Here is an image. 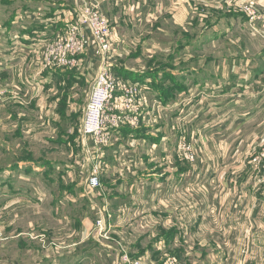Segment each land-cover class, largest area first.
Instances as JSON below:
<instances>
[{
  "label": "crops",
  "instance_id": "0c3cea01",
  "mask_svg": "<svg viewBox=\"0 0 264 264\" xmlns=\"http://www.w3.org/2000/svg\"><path fill=\"white\" fill-rule=\"evenodd\" d=\"M94 1L113 26L114 73L121 82L137 86L141 113L135 122L133 114L124 115L122 124L110 132V146L100 160L101 188L88 190L92 198L82 193L90 209L79 219L84 232L79 245L85 252L74 258L70 249L77 245L67 246L64 249L70 252L50 264H114L115 242L123 245L124 240L132 244L131 250L123 245L131 256L162 264L158 244L168 247L179 242L184 247L186 239L199 250L194 252V264H244L250 254L242 250L219 251L214 244L210 251L211 234L205 228H220L225 239L236 228L235 242L244 243V229L252 228L254 238V228L262 225L258 215L264 208V184L247 163L264 143V38L246 26L238 6L227 7L219 0ZM77 2L0 0V85L9 84L19 98L8 106L17 111L20 123L21 113H26L20 127L31 138H44V126L50 125V133L57 129L56 138L65 144L62 135L74 140L69 132L77 131L75 143L79 139V128L72 130L69 125L63 131L60 118L55 125L32 121L52 114L53 108L58 115L59 96L66 99L70 120L71 103L81 102L74 98L83 88L89 98V77L102 68V56L92 43L74 71L45 72L37 64L34 41L62 31ZM256 3L264 13V0ZM169 21L168 44L154 41L153 35L164 34ZM181 137L195 140L201 159L197 165L182 159ZM87 144L93 146L91 141ZM82 157L89 159L88 167L81 170L87 186L94 158ZM28 167L29 171L17 173L0 169L4 184L0 231L11 229L12 234H6L12 240L21 235V226H67L77 221L62 212L67 205L80 207L76 198L69 197V186L62 199L55 200L50 188L52 167L46 165L41 171L40 166ZM17 176L24 180L23 187L11 194L5 182ZM24 211L32 219L25 221ZM8 215L13 219L8 221ZM98 217L107 220L112 241L91 232ZM136 228L142 234L133 241ZM198 237L204 239L203 248ZM149 251L153 253L146 254ZM177 255L167 257L166 264L186 259L185 251Z\"/></svg>",
  "mask_w": 264,
  "mask_h": 264
},
{
  "label": "rangeland",
  "instance_id": "374dc122",
  "mask_svg": "<svg viewBox=\"0 0 264 264\" xmlns=\"http://www.w3.org/2000/svg\"><path fill=\"white\" fill-rule=\"evenodd\" d=\"M225 4H226L225 6L235 5L234 3H231V2L225 3ZM222 9L225 10V8H222ZM242 16L245 19L246 26L249 28L248 18L245 16L244 13ZM234 24H238L237 21H235ZM164 25L168 28L165 31V33L158 35L156 32L153 35V37H154V41L156 42L159 41L160 43L167 45L169 40L172 38V34L170 36V39L168 35H166V32H172L171 21H169L167 24L165 22ZM258 28H260V32L257 36H259L260 38H264V19L260 23ZM60 32L62 31L61 30L55 31V34H58ZM52 38L53 36L44 37V38L42 37V38L36 39L33 44H36V47L39 48L41 47L42 43L46 45L45 41L51 40ZM78 67L79 66L73 69L60 70V71H74ZM93 77L94 75L93 76L91 75L89 77L90 84L87 90L91 89ZM115 77L120 81V79L116 75ZM0 87L9 88L10 85L9 84L0 85ZM9 89L11 90V88ZM84 90L85 88H83L82 92L79 93V97L77 96L74 99L80 100L83 103V107L85 108V106H87V103H88L87 102L88 94ZM140 94L141 92L137 88L136 103L138 106H139V99L141 97ZM59 99H61L62 104L59 106L58 115L54 114L55 112L53 108L52 114L46 113L47 115L46 117L37 116L32 121L34 122V121H37L38 119V121L40 122L46 121V122H49L51 125L52 124L55 125V123H59L58 120L60 118L61 120L60 123L62 125L61 128L63 131L64 130L68 131L69 125L70 127H72V130L74 128L75 129L79 128L78 129L79 139L76 141V143L74 142V140L77 136V131L69 132V135L72 138H74V140L72 139L69 140L66 135H62L61 138L67 140L65 144V142L56 138L55 135H57V129H55V131H52L50 133V129H49L50 125L48 127L44 126V130H43V134H45L44 138L42 139L41 138L35 139L33 137L31 138L30 137L31 134H28L27 131L25 130L23 131V128L20 127L22 126V122H23L22 119L24 118L23 116L26 115V113L25 112L21 113L20 115L21 123H20L18 122V120H16L17 114L15 113L17 111H14L13 113L12 107L8 106L9 104L15 101H10L4 104L0 103V169L4 171H14V173H17L18 171L20 172L29 171L31 169L28 167L29 165L36 166V169L37 167L40 166L39 171L42 170L41 167L44 168L46 165L52 167L53 178H50L52 180V183H50L51 184L50 188H52V192H54L55 194L54 195V197L56 198L55 200L56 201L61 200L62 199L61 195L67 190L69 186V190H70L69 197L73 196V198H76L80 207H78V205H75V204L67 205L66 209H64L62 212L68 213L69 217L75 218L77 219V221L76 223L69 222L67 226L55 225L54 221H51L54 223L52 227H39V228L32 227L30 228L28 226H21L22 232H19L21 233V235L15 240L9 239L7 237V234L8 235L12 234L11 231L8 232V230H11V229L6 230L7 234L5 230L3 232L0 231V264H50V260L54 261V259L60 258L62 255L66 256L70 251H71V256H73L74 258H76V256L81 254L82 252H85L84 247L82 245H79V242L82 240L84 236V232L82 231V227L80 226L81 220L79 219H83L86 214L87 215L90 214V209L87 207L84 200L87 196L92 198L93 194L92 192H89L91 191V189L89 188L88 184L86 186V184L84 183V180H82V177L85 176V172L82 173L81 170H83V168L88 167L89 165V159L87 160L85 157H82V156L83 154H85V156H88L91 158L92 155L84 151L85 142L80 132V128H81L80 122L82 123L83 115H84L83 114L84 108L82 107L81 102L71 103L72 112H71V119L69 120L68 104L65 103L66 99L65 97L63 98V96H59ZM140 113L141 112L139 109L138 115H140ZM46 138H49V139L51 138L52 140L47 139L46 141ZM184 143L192 144L198 154L195 140L184 139V137H181L179 146H182ZM262 145H263V142L260 144L259 147H257L256 153L261 149ZM122 151H124V149H122ZM256 153H254L253 155H255ZM183 160L185 163L192 165V166L193 165L195 166L199 162H201L200 157L195 163H189L185 159ZM119 165L122 166L124 164L120 163ZM250 168H252L253 170V171L251 170L252 172L256 173V179H257V176L259 177V173L252 166ZM63 173L65 174H64V178L62 179L61 176ZM47 180L48 179L44 178L42 181L47 182ZM23 181L24 180L20 179L18 176L14 179L11 178V179L6 180L5 183L10 185V188L8 186L6 190L12 194L13 189L23 187V183H22ZM260 184L263 185L264 182H261ZM3 185L4 184H0V188ZM83 191L86 196V197L84 196L85 198L82 197ZM76 192L78 193L77 195H76ZM23 201L24 200H20L18 203H23ZM56 206L57 205H55V207ZM58 208H59V211H58L59 213L62 209L60 206H58ZM54 212H56V210ZM24 214L26 215L25 221H27V219L29 218L32 219V216H29V214L26 211H24ZM96 214L99 215V212L96 211ZM210 215H211V212H208L207 216L210 217ZM12 216L8 215L7 220L9 221L13 219ZM99 218L101 217H98L97 219ZM258 218L260 219V223L262 225H260V227L254 228V238H252V228H245L244 229V236H245L244 243L235 242V239L237 237L236 228L233 229V233H230V234L228 233L227 235L229 236L228 239H225V237L220 236V228H216V227L205 228L206 231L211 234L210 238L212 240V244L210 246L208 245V249L210 251L214 250V247H215L214 244H215L217 245V249L219 251H222V250L226 251V250H231V249L242 250L245 252V255H247V253L250 254L245 259L244 264H264V222H262V219L264 218V208L258 215ZM93 229L91 231L92 233H93ZM186 229L187 228H185V231ZM45 230H47L50 235H46ZM136 232H137V235L133 237V241L137 239L140 234H142V231L140 228H136ZM200 234L202 235V230L198 232V236ZM128 238H129L128 241H132L131 237H128ZM193 239L195 240V238ZM198 239L202 241L199 247L201 246L203 248V244H204L203 237H198ZM124 242L125 243L123 245L130 248L129 250H131V246H132L131 242H126L125 240ZM186 242L187 243L184 244V247L179 242L171 243L168 247H166V245H164L163 243L158 244L160 245L159 253L162 256V258L160 259V262L162 261V264H166L169 261L166 259L167 257H171L170 256L171 254L177 255L179 254V251L180 252L185 251L184 257L186 259H183V260L179 259L177 255L176 256L178 258L177 264L196 263L194 262L197 260L194 256V252L199 251L198 249L194 248L196 243L193 240H189V239H186ZM71 245H77V246H75L74 248H71L70 251L67 249H64L65 247L71 246ZM123 248L125 247L123 246ZM148 253L152 254L153 252H150V251L146 252V254ZM176 257H175V260L177 261ZM146 258L148 257L146 256ZM151 262L156 264L155 261H151Z\"/></svg>",
  "mask_w": 264,
  "mask_h": 264
},
{
  "label": "built area",
  "instance_id": "2783aa9c",
  "mask_svg": "<svg viewBox=\"0 0 264 264\" xmlns=\"http://www.w3.org/2000/svg\"><path fill=\"white\" fill-rule=\"evenodd\" d=\"M221 3H234L245 14L249 29L258 35L259 25L264 13L256 0H219ZM62 32L54 34L51 40L37 48V63L42 71L69 70L79 66L82 56L93 44L102 56V68L94 75L89 92L80 132L85 142V152L94 158V167L87 184L91 191L101 188L100 160L102 152L111 143V130L122 124V117L133 114V122L138 119L140 107L136 103L137 86L119 81L113 73L114 32L109 18L100 12L99 4L94 0H78ZM92 43V44H91ZM19 99L7 87H0V103L4 104ZM184 120V119H182ZM87 141L93 146L88 147ZM180 154L189 163L198 160V154L192 144L180 146ZM248 164L259 173V182H264V143L253 155ZM93 234L101 240L112 241L110 227L105 218L96 220ZM117 256L114 264H150L146 259L133 257L115 242ZM174 262H170L173 264Z\"/></svg>",
  "mask_w": 264,
  "mask_h": 264
},
{
  "label": "trees",
  "instance_id": "16d2710c",
  "mask_svg": "<svg viewBox=\"0 0 264 264\" xmlns=\"http://www.w3.org/2000/svg\"><path fill=\"white\" fill-rule=\"evenodd\" d=\"M113 71H114V69H113Z\"/></svg>",
  "mask_w": 264,
  "mask_h": 264
}]
</instances>
